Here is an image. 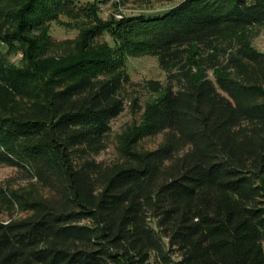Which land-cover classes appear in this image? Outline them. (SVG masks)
I'll list each match as a JSON object with an SVG mask.
<instances>
[{
	"label": "trees",
	"instance_id": "1",
	"mask_svg": "<svg viewBox=\"0 0 264 264\" xmlns=\"http://www.w3.org/2000/svg\"><path fill=\"white\" fill-rule=\"evenodd\" d=\"M166 1L177 4L103 21L95 3L0 0V83L12 91L0 95V163L55 192L23 201L0 184V217L25 213L0 221V264H264V53L253 48L264 0ZM72 13L95 26L48 73V26ZM104 34L118 47L92 50ZM21 43L32 53L17 69L3 49ZM114 51L158 57L167 83L129 143L165 139L106 165L96 157L130 81Z\"/></svg>",
	"mask_w": 264,
	"mask_h": 264
},
{
	"label": "rangeland",
	"instance_id": "2",
	"mask_svg": "<svg viewBox=\"0 0 264 264\" xmlns=\"http://www.w3.org/2000/svg\"><path fill=\"white\" fill-rule=\"evenodd\" d=\"M95 3L103 21L122 20L125 17L137 15H152L162 13L177 2H167L166 0H80L79 4ZM95 22L91 21L87 14H69L61 16L59 21L48 26L52 36L53 44L42 58L43 69L50 73L60 60L78 53L82 43L79 39L83 30L92 28ZM41 30L34 32L35 35ZM127 33L122 34L124 42ZM102 45H110L112 48L118 47L109 34H104L92 41L91 48L96 50ZM253 48L264 53V28L259 36L253 40ZM120 49V48H119ZM30 51L29 45L25 43L5 46L4 54L7 56L9 64L17 69L26 68L29 61L23 51ZM125 59L118 51H114L112 58L119 60L114 72L127 74L130 78L128 83H124L121 88V96L125 101L124 112L112 123V130L105 139V149L96 157V160L106 165L121 163L126 160V150H134L139 153H146L157 149L165 139V134L160 133L155 136L139 139L131 147L129 139L135 136L143 127L145 121V109L148 103L154 101L167 83V73L161 67L158 57L152 54L128 55ZM121 65V66H119ZM111 72V73H114ZM110 74V73H107ZM111 75V74H110ZM12 92L7 84L0 83V95L6 97ZM5 93V94H4ZM0 184L8 191L21 196L22 200L50 199L54 197V190L45 187L36 178L31 177L23 170L10 167L0 163ZM25 216L20 208L12 212H7L0 217V221L19 219Z\"/></svg>",
	"mask_w": 264,
	"mask_h": 264
}]
</instances>
